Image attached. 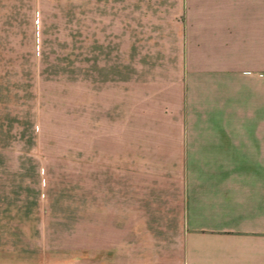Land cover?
Returning <instances> with one entry per match:
<instances>
[{"label":"rangeland","instance_id":"rangeland-1","mask_svg":"<svg viewBox=\"0 0 264 264\" xmlns=\"http://www.w3.org/2000/svg\"><path fill=\"white\" fill-rule=\"evenodd\" d=\"M147 2L0 0V264L149 256L147 242L126 251L124 233L126 172L133 195L149 193L162 162L136 144L158 128L144 116L147 75L132 67Z\"/></svg>","mask_w":264,"mask_h":264},{"label":"crops","instance_id":"crops-1","mask_svg":"<svg viewBox=\"0 0 264 264\" xmlns=\"http://www.w3.org/2000/svg\"><path fill=\"white\" fill-rule=\"evenodd\" d=\"M147 3L132 67L158 128L136 144L162 162L149 193L125 174L126 251L135 240L150 251L140 264H264V0Z\"/></svg>","mask_w":264,"mask_h":264}]
</instances>
